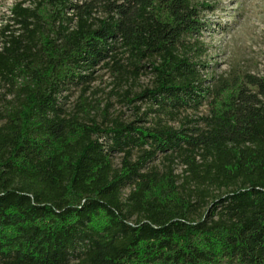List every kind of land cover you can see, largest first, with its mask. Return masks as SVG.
Returning a JSON list of instances; mask_svg holds the SVG:
<instances>
[{
    "label": "trees",
    "instance_id": "16d2710c",
    "mask_svg": "<svg viewBox=\"0 0 264 264\" xmlns=\"http://www.w3.org/2000/svg\"><path fill=\"white\" fill-rule=\"evenodd\" d=\"M202 12L198 0L13 7L0 38L15 98L0 126V264H264V78L207 85ZM99 64L153 76L136 95L149 126L67 115L62 93L86 92ZM212 99L196 126L170 123ZM159 156L166 171L149 167Z\"/></svg>",
    "mask_w": 264,
    "mask_h": 264
},
{
    "label": "rangeland",
    "instance_id": "374dc122",
    "mask_svg": "<svg viewBox=\"0 0 264 264\" xmlns=\"http://www.w3.org/2000/svg\"><path fill=\"white\" fill-rule=\"evenodd\" d=\"M22 1L0 0V38L11 17V10ZM198 3L203 8L201 18L207 27L198 36L202 50L197 61L202 64L201 72L207 85L214 84L220 78L238 77L243 80L246 75L264 78V0H198ZM49 14L47 8L44 15ZM123 63L127 64L126 61ZM143 64L146 65V62ZM95 69L86 92L83 90L84 86L80 85L62 93L67 115L78 116L80 122L88 125L92 121L106 125L110 119H119L125 123L149 126V122H137L139 118L149 120V116H144L149 105L144 98L136 99V95L153 88V76L141 73L137 79L129 77L128 81H124L111 67L99 64ZM128 92L133 101L123 100L122 96ZM229 96L230 94L224 95L223 99L226 101ZM14 99V94L0 83V126L3 125L6 111ZM213 102V99L210 100L208 105L197 112L183 113L170 123L176 128L196 126V122H201L200 119L211 114ZM122 159L123 154L114 155V166L117 169H122ZM134 159V162L137 161L136 157ZM166 164L159 156L149 167L159 166L166 171ZM183 169L180 165L174 166V175H183ZM129 192L130 188L124 191V198Z\"/></svg>",
    "mask_w": 264,
    "mask_h": 264
}]
</instances>
